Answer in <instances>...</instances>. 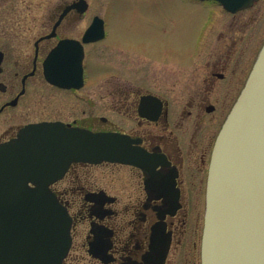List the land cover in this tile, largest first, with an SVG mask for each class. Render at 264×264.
<instances>
[{"label": "flooded vegetation", "instance_id": "af4514ba", "mask_svg": "<svg viewBox=\"0 0 264 264\" xmlns=\"http://www.w3.org/2000/svg\"><path fill=\"white\" fill-rule=\"evenodd\" d=\"M182 1L202 9L189 32L184 61L174 57L171 42L160 54L155 46L156 54L138 50L135 54L147 60L144 71L132 83L118 82L108 91L115 100L107 106L117 110V122L106 116L97 120L88 95L85 100L91 107L82 110L83 117L20 122L0 131L2 143L29 123L61 122L125 135L139 156L140 165L72 163L49 185L69 222L70 242L61 264H202L210 155L264 42V11L255 16L261 0L236 11L210 0ZM78 3L0 0V77L8 79L7 84L0 80V94L5 95L0 116L31 105L43 89L37 81L57 91L59 108L69 104L71 110L93 73L101 67L112 73L111 66L98 65L90 57L105 36L83 42L95 17L92 2L84 0V7H75ZM33 13L41 14L37 36L15 37L16 28L22 27L20 19ZM65 40L81 47L82 85L76 88L50 85L43 76L44 59Z\"/></svg>", "mask_w": 264, "mask_h": 264}, {"label": "water", "instance_id": "95a60500", "mask_svg": "<svg viewBox=\"0 0 264 264\" xmlns=\"http://www.w3.org/2000/svg\"><path fill=\"white\" fill-rule=\"evenodd\" d=\"M214 1L236 11L256 0ZM103 36V21L95 17L83 42ZM81 57L77 42H60L43 62L46 81L81 86ZM130 145L125 135L61 122L28 124L0 143V264H61L69 222L49 185L75 162L140 165ZM201 263L264 264V43L212 148Z\"/></svg>", "mask_w": 264, "mask_h": 264}, {"label": "rangeland", "instance_id": "374dc122", "mask_svg": "<svg viewBox=\"0 0 264 264\" xmlns=\"http://www.w3.org/2000/svg\"><path fill=\"white\" fill-rule=\"evenodd\" d=\"M91 2L93 14L104 22L105 37L94 46L96 50L93 49L95 51L90 57L94 58L98 65L111 66L112 73L104 72L102 67L100 72L93 73L89 78L88 86L79 91V99L72 105L71 110L69 104L64 105L63 109L59 108L57 91L47 90L45 84L33 79L32 82L37 81V86L43 89L35 95L31 105H20L13 111L3 113L0 116V131L20 122L83 117L82 110H90L91 107L85 100L88 95L93 97V114L96 119L106 116L117 122L121 119L117 110H110L107 106V103L115 100V97L108 95V91L113 90L118 82L132 83L131 80L138 77L136 74L144 71L143 62L147 60L144 56L135 53L140 50L156 54L153 50L155 46L159 47L157 53L160 54L161 50L171 42L174 57L184 61L188 53L189 32L196 24V12H202L198 6L196 9L192 3L182 0H91ZM255 10V16H259L264 11V0L256 4ZM172 13H174L173 17H171ZM40 16L41 14L33 13L25 16L24 19L21 18L22 27L16 28L15 37L37 36L35 31L40 28V19H38ZM117 49L126 53H120ZM0 80L7 84V78L0 77ZM1 98L5 99V95L0 94V100ZM97 120L95 124L98 128H103V123Z\"/></svg>", "mask_w": 264, "mask_h": 264}]
</instances>
